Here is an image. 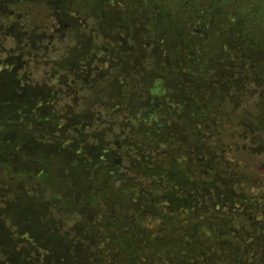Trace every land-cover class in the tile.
<instances>
[{"label": "trees", "instance_id": "obj_1", "mask_svg": "<svg viewBox=\"0 0 264 264\" xmlns=\"http://www.w3.org/2000/svg\"><path fill=\"white\" fill-rule=\"evenodd\" d=\"M89 1L101 31L89 47L104 60L92 72L49 76L68 99L78 97L57 115L73 110V118L82 120L77 125L93 142L101 138L114 147L119 142L127 177L142 180L141 194L115 199L114 209L133 216L122 223L128 233H119L122 224L112 227L118 230L110 237L116 260L264 264V40L254 44L247 38L264 7L254 0H151V11L143 7L149 0H105L96 10ZM29 2L17 0L10 9L39 29L40 21L28 18L40 14L39 3ZM217 6L232 7L242 20L222 16L224 22L212 26L192 16L200 7L211 12ZM117 9L127 16L128 26L121 25L114 36L104 35L105 19ZM161 11L179 24L177 45L161 33ZM222 34L231 42L212 44L208 37ZM82 35L71 37L81 41ZM86 44L72 51L84 53ZM7 111L0 136L10 130L6 120L13 114ZM124 192L131 196L133 187ZM151 221H156L151 237L134 227Z\"/></svg>", "mask_w": 264, "mask_h": 264}, {"label": "rangeland", "instance_id": "obj_2", "mask_svg": "<svg viewBox=\"0 0 264 264\" xmlns=\"http://www.w3.org/2000/svg\"><path fill=\"white\" fill-rule=\"evenodd\" d=\"M16 1L0 0V120L5 121L7 110L13 114L6 120L9 126L5 128L10 130L0 140V264H120L110 243L113 232H118L112 227L128 223L133 216L113 206L117 200L141 194L144 187L138 186L142 180L127 177L119 142L117 147L101 138L93 142L77 125L82 120L73 118V110L65 117L57 115L59 108L73 105L78 97L68 99L66 90L49 76L99 69L97 61H103V56L98 57L89 47L100 31L95 25L97 15L88 8L89 0H29L28 4L39 3L36 12L40 14L28 16L30 21H40L39 29H33L11 11ZM150 1L143 7L152 11ZM187 1L168 0L169 4ZM89 2L97 10L105 0ZM254 2L264 7V0ZM214 9L209 12L200 7L192 16L212 26L222 16L242 20L232 7ZM127 19L124 12L113 10L105 19L103 34L114 36L121 25V29L127 28ZM172 19L161 11L158 22L163 25L161 33L171 35L170 45H177L181 29ZM254 25L247 38L257 44L264 40V16L256 17ZM196 31L193 33L198 34ZM76 34H83L81 41L71 37ZM104 35H97V45ZM208 37L212 44L231 42L225 34ZM83 43H88L84 53L72 51ZM132 187L131 196L130 192L126 195L124 191ZM155 222L146 227L137 222L134 227L151 237ZM128 230L122 224L119 233ZM107 233L110 236H104Z\"/></svg>", "mask_w": 264, "mask_h": 264}, {"label": "crops", "instance_id": "obj_3", "mask_svg": "<svg viewBox=\"0 0 264 264\" xmlns=\"http://www.w3.org/2000/svg\"><path fill=\"white\" fill-rule=\"evenodd\" d=\"M0 62H2V61L0 60ZM0 64H1V63H0ZM0 69H1V68H0ZM0 71H3V70H0ZM21 85H22V84H21ZM27 92H28V91H27ZM27 92H26V93H27Z\"/></svg>", "mask_w": 264, "mask_h": 264}, {"label": "flooded vegetation", "instance_id": "obj_4", "mask_svg": "<svg viewBox=\"0 0 264 264\" xmlns=\"http://www.w3.org/2000/svg\"><path fill=\"white\" fill-rule=\"evenodd\" d=\"M259 250H262V248L260 247Z\"/></svg>", "mask_w": 264, "mask_h": 264}]
</instances>
